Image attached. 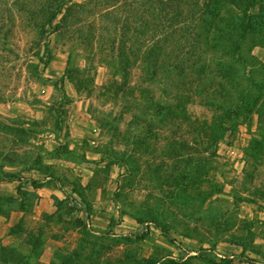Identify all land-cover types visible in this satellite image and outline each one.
Returning <instances> with one entry per match:
<instances>
[{
  "label": "rangeland",
  "instance_id": "rangeland-1",
  "mask_svg": "<svg viewBox=\"0 0 264 264\" xmlns=\"http://www.w3.org/2000/svg\"><path fill=\"white\" fill-rule=\"evenodd\" d=\"M37 1L0 0V100L30 96L34 110L49 120L43 86H57L58 93L50 94L57 111L70 95L82 97L108 142L102 148L108 164L88 201L68 196L57 203L58 217L21 218L17 211L36 208L37 193L21 183L11 195L9 176L23 177L25 165L39 158L26 148L29 137L21 130L13 136L3 131L0 264H264V24L245 41L247 69L236 62V39L224 33L216 41L206 32L200 43L182 40L186 52L203 60L185 71L170 70L163 55L178 50L170 43L180 36L172 30L135 34L141 55L162 57L125 64L126 0L66 2L65 8H85H72L75 18L63 23L64 12L59 14L45 34L27 13L39 11ZM44 123L33 126L41 130ZM0 127L21 124L1 114ZM111 172L113 184L107 177L108 191L96 199Z\"/></svg>",
  "mask_w": 264,
  "mask_h": 264
},
{
  "label": "crops",
  "instance_id": "crops-1",
  "mask_svg": "<svg viewBox=\"0 0 264 264\" xmlns=\"http://www.w3.org/2000/svg\"><path fill=\"white\" fill-rule=\"evenodd\" d=\"M76 1V0H75ZM77 2H82L77 0ZM64 69L61 70L63 78ZM59 74L58 72H55ZM55 73L49 75L53 82ZM54 74V75H53ZM58 93L56 85L43 86L42 94L45 97V107H50V119L47 120L46 114L34 110L35 103L32 97L25 95V99L17 100L16 97L9 94L3 100H0V119L1 114L9 117L10 120H19L21 129L12 128L4 130L0 127V134L9 132L10 136L21 130L29 141L26 148L37 154L38 163L25 165L23 177L10 176L11 195L14 189L21 183L31 185L37 193V206L31 213L30 210L17 211L21 218L32 214L34 218L51 217L55 218L61 214L57 203L68 200V196H77L80 200L87 199L89 193L95 189V181L98 173L107 167V155L102 150L108 145L106 139L101 135V130L95 123L93 116L88 110V103L80 96L70 95L69 102L60 103L62 110L57 111L55 100L50 96L51 92ZM82 98V99H81ZM31 99V100H29ZM54 100V101H53ZM60 100V99H59ZM45 121L41 130H35L34 123ZM57 122L58 127H54ZM16 132V133H15ZM19 141V140H18ZM22 167V166H20ZM10 169H17L18 166H9ZM113 184V172L106 175L96 189V199H101L107 193V179ZM107 178V179H106ZM105 183V184H104ZM110 192L112 187L109 185ZM15 192V193H16ZM76 214L86 217L82 210H76ZM75 217V216H74Z\"/></svg>",
  "mask_w": 264,
  "mask_h": 264
},
{
  "label": "trees",
  "instance_id": "trees-1",
  "mask_svg": "<svg viewBox=\"0 0 264 264\" xmlns=\"http://www.w3.org/2000/svg\"><path fill=\"white\" fill-rule=\"evenodd\" d=\"M220 1L221 0H133L131 1L132 3H128V0H126L125 45L130 46V48H127L128 51L125 53V64L133 58L138 57L143 58L145 63L151 62L152 64L158 62L159 57H162V55L155 56L150 52H145L141 55V50L134 48L137 44H141L138 34L149 32L154 35L158 33L159 36H161L165 34L166 31L172 30L174 36L178 33H180V36L172 38V42L170 43H173L174 47L178 50L163 55L170 70L180 68L185 71L190 67L198 65V63L203 60L202 56H195L186 52L184 45H182V40L186 43L187 41L190 42L189 40L191 39H195L194 41L200 43L206 32L212 33L216 41L219 40V37L223 38L222 34L224 33L230 41L236 39L233 51L236 54L239 53L236 62H242L247 69L249 63L247 59H245V62L244 59H242V50L249 34L255 32L257 26L264 24V21H259V19H264V3H258V0H227L226 3L222 5ZM59 2V0L37 1L35 4V8L37 7L39 9L37 13L34 9L27 10L31 25L39 32L45 34L48 32L47 26L53 25L54 21L58 20L59 14H63L64 12L60 21L63 23V21H67L68 18H75L72 15V8H85V5L80 3H72L71 7L65 8L66 2H72V0H63L61 3ZM224 5L229 7L230 11H227V9L225 10ZM58 7L59 9L57 11ZM146 8H149V10ZM257 8H259V10H257ZM252 10H257V12L252 13ZM148 13H150V15H148ZM40 16L43 17L42 23H38L37 21V18ZM225 16L231 19L224 23L222 21H225ZM209 18L211 19L210 22ZM165 23L169 24L166 28L164 26ZM207 23L210 24L208 25L209 29H205ZM59 29L60 27L56 26L55 29H52L51 34L58 32ZM132 33H134V35H131ZM193 34L195 36L194 38L192 37ZM170 38L167 37L165 39L168 41ZM231 43L232 42H230V44ZM145 70L147 76L156 77V71L150 69ZM252 85L253 84H250V86ZM247 93L248 91L241 95V102L246 100ZM84 201L86 202L87 199H84Z\"/></svg>",
  "mask_w": 264,
  "mask_h": 264
}]
</instances>
